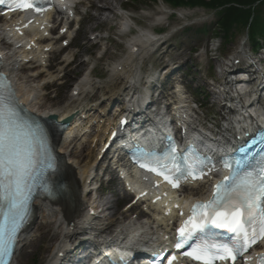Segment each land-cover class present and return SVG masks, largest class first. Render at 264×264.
Wrapping results in <instances>:
<instances>
[{"label":"bare ground","instance_id":"obj_1","mask_svg":"<svg viewBox=\"0 0 264 264\" xmlns=\"http://www.w3.org/2000/svg\"><path fill=\"white\" fill-rule=\"evenodd\" d=\"M61 2L65 3L67 6H70L71 4L70 0H62ZM122 4L121 0H102L101 5H99L96 1H92L91 7L95 10V13L90 14L88 19L90 21H94L95 24L86 26L83 32L94 30L100 24H104L110 21L111 18L116 17V9H118V5ZM49 17L50 14L48 16L46 15L44 20L47 21V18ZM42 22L43 20L38 18V24L40 25ZM21 26L22 24L18 25L17 30L21 29ZM126 26H128V22L126 20H122L121 28H125ZM17 30H15L14 27L9 31L8 24L5 26L1 24V41L6 38L3 34L15 35ZM39 33L40 32L35 31L34 34H32V37L37 39ZM95 39L96 43L102 40V38L98 35L95 36ZM154 41L155 39L152 35L146 32L134 33L127 39V51L124 52L119 61L113 62L109 67L108 82L114 84L112 87H108L104 90L102 86L93 83L91 76L94 70H92L91 72L84 73V75H82L75 82L72 88L75 95L72 94V98L69 103H64L62 100L59 101V106L51 107L45 110L38 109L37 111L38 115H41L42 117H46L50 114H56L58 120L63 117L72 116V121L69 126L58 135L57 140L62 144V149L59 150V153L65 158L63 171L69 181L72 193L69 195V199L74 204V210L71 211L69 206L64 202H53L48 200H37L35 202V216L37 215L36 217H40V222L38 224V230L40 233L38 238L31 242L29 246L34 244L40 245L42 239L46 238V241L43 244V251H45V253L48 252L45 262L46 264H57L62 260L63 256L68 255L72 250L69 243L72 242L75 237L84 236L91 232L96 233L102 229H104L103 231L110 229V227L107 226L104 228V223H101L102 225H98L100 216L98 217L94 212H98L99 204L102 207V211L105 212L104 216H106V219H110L114 201L111 204V202L107 199L97 200V198H89V192L92 190L90 189L91 182L93 179L97 178L98 174L92 173L93 167L90 160L81 161L79 163V161L74 159L79 157L77 150H75L76 142L78 139H81L88 134L91 136V143L99 140L100 146H103L105 140L108 138L109 127L114 129L117 124L116 120L119 117V115H117L116 120L108 118L111 111L107 110V106L111 105L114 100V102L119 101L122 104V110H126V107L129 106H135L139 100L138 96H136L137 98L135 97V95L138 94L139 61L142 55L149 51V48L153 45ZM60 48L61 47H58V45L53 41L50 43V49L48 51H42L45 49V45H38V49L29 54L22 48L15 51H11L9 48L8 51H4V67L11 71L15 81L17 75H13L14 71L16 69H22L25 65V62L23 61L29 59L30 55L33 56V63H38V65H40V69L37 73H31L24 77L21 75L18 79L25 78L26 81L35 82V79L38 78L41 73H45L44 81L38 82L36 86H28L24 84L17 85L18 91L24 102L30 105L34 110L38 103V97L36 96L38 91L35 90L37 88L42 89L55 85V81L58 79L55 75L58 72L53 70L49 71L47 67L51 65L49 61L52 58L54 51H57ZM246 54L247 51L244 48L238 50L230 60V64L232 65L228 64L227 67L230 68L235 65L237 59L243 58ZM73 56L76 57L74 62L67 58L69 57L68 55H65L66 58L62 62L59 69H64L65 74L68 75L64 76L65 79L61 84L65 88L72 85L70 82L71 76H76L87 64L85 60L79 58L81 56V52L75 53ZM45 59L46 62L42 63ZM167 65L168 63L165 64V66ZM223 86L225 88H230L229 81L224 83ZM116 87L121 88L122 94L125 93L129 97L130 102L125 103L117 98V93L113 94L114 88ZM100 91L102 92V96H104V98L98 102L95 101L94 98L97 97V94ZM232 92V90H229L226 94L234 96V93ZM211 93H213L214 97L215 94L217 95L216 91H211ZM255 98L256 94L255 92H252L250 99L255 101ZM101 106L105 107L100 109ZM183 107L181 108L182 110H178L181 113L183 120L187 122V128L184 130V134L192 136L191 128L193 127L189 123V119L187 117L192 110L188 106ZM225 111L226 113L223 118L226 123L224 132L225 134H228L229 130L241 126V124L237 123L239 115L231 114L227 110ZM98 112L99 115H94V113ZM261 112L262 110L254 111L257 115H261ZM112 114L115 115L116 113H111V115ZM256 122H259V119ZM227 127L229 130L226 129ZM85 140L86 139H84V141ZM70 146V151L72 152L74 158H67L68 152L66 148ZM91 156L92 152L88 153V157ZM111 170L114 169H112L109 164L104 171L106 173H111ZM133 175L136 177L134 180L136 183L141 184L143 187L147 186L148 182H143L140 178H138V175L132 173L131 176ZM153 187L156 192L155 197L163 199L154 204L153 213H151L150 217L146 220L135 221L134 219L129 218L121 223V227L117 230L114 237L115 240H121L120 244L129 245L133 248H137L139 242H151L152 245V243L163 242L164 238L170 232L171 222L177 215L176 209L179 207V203L166 189L156 184H154ZM205 187L206 183L204 182H200L194 186V188H198L201 192L204 191L203 189ZM194 188L192 187L191 189L194 190ZM122 190L123 188L118 186L115 187L113 192L116 196H122ZM169 203H171L172 206H177L172 212L170 211V208L166 207V204Z\"/></svg>","mask_w":264,"mask_h":264},{"label":"snow or ice","instance_id":"obj_2","mask_svg":"<svg viewBox=\"0 0 264 264\" xmlns=\"http://www.w3.org/2000/svg\"><path fill=\"white\" fill-rule=\"evenodd\" d=\"M6 3L15 10H40L33 7L40 0H0V4ZM18 105L11 83L0 71V264H12L18 233L33 197L38 188L41 193L51 192L45 174L55 166L47 138L37 134L38 122L33 128L21 116ZM29 119L35 121V117ZM171 149L173 144L169 145ZM246 149L247 146L240 149L242 156L223 161L225 167L231 164L229 175L212 185L209 199L193 202L190 214L176 228L173 247L185 249L179 253L181 256L199 264L225 259L232 264L264 238V147L253 152ZM210 163V158L194 156L188 163L169 169L155 155H149L139 166L151 165L147 171L175 188L177 180L199 179L203 167ZM172 259L169 255L165 264ZM244 259L247 264L251 257ZM257 261L264 264V253L259 254Z\"/></svg>","mask_w":264,"mask_h":264},{"label":"rangeland","instance_id":"obj_3","mask_svg":"<svg viewBox=\"0 0 264 264\" xmlns=\"http://www.w3.org/2000/svg\"><path fill=\"white\" fill-rule=\"evenodd\" d=\"M90 1L91 0H84L83 5L80 6L81 17H83L84 14L88 17L90 14L95 13L94 9L89 8ZM95 1L99 3V5L102 4V0ZM126 1L127 0H121L122 3H125L123 5L126 8V13L132 16V25H135L140 29H151L155 27L157 22H159L155 17H158L163 13V15H169L172 13L170 5L163 0H128V3H126ZM116 13H121L119 5L118 9H116ZM214 13L215 11L204 8H195L193 10L180 9V11L178 10L177 14L173 17L171 16L170 19L167 20L165 18L164 21H161L162 23L169 24L168 29L165 25L162 26V23H159L160 26H158L160 31L164 32L163 35L169 36L168 43L163 47L168 51V59L173 62L174 66L181 64L178 69L185 70L187 82L191 84V91H194V89L197 91H200L201 89L208 91V81L210 80L207 76L218 78V71L221 70L218 61L224 60L229 62L232 56L238 50H241L242 47L247 51L251 48V45L247 40V31L245 28H236L233 35L226 39L222 29L219 26L217 28V25L215 24L217 16ZM118 19L113 20V18H111L110 21L100 24L94 30H88L86 32H83L84 28L89 25H94L95 22L86 19L83 23L78 38L74 41L75 47H71L66 51L70 53L81 52L79 58L86 60L87 62L84 69L80 71L77 76L71 77L72 84L81 77L85 70L91 69V67L95 66L93 82L106 88L113 86L107 80L109 67L113 62L122 57L127 49L126 41L128 39V36L121 37L118 35L120 26ZM204 25H206L208 31L206 33L199 32ZM96 35L102 36L103 40L100 41L99 44L96 43L88 49L86 44L91 45L95 40L91 38ZM87 41L89 42L87 43ZM244 42L246 44H244ZM104 51L106 53L104 57L101 58L100 56ZM59 58L60 57H58V59ZM185 60H187V63H183ZM149 61L150 65L156 63V61H158V56L150 57ZM143 68L147 72L151 71L148 61L144 62ZM192 79H194V82L191 81ZM20 83H22V81H20ZM23 84H26V79L23 81ZM114 91H119V89H115ZM40 92L42 96H39L40 98L37 100V106L42 110L59 106V101L62 100L64 103L70 102L71 86L67 88L61 87L59 92L52 90L48 91V89ZM101 97V92H99L96 101H99ZM199 100L200 104L206 102L205 105L203 104L201 111L205 112L207 117H209L207 120L211 122L218 121L220 117V113L218 112L219 107L217 105H211V97L199 96ZM84 138L90 137L86 136ZM83 139L77 141L75 148L79 156L75 158V160L79 161V163L86 159L88 152L95 149L92 158L90 159L92 160L94 158V153L97 154L99 148V143L93 146L89 142H84ZM67 150H70V147H67ZM69 154L72 156V153ZM96 181L97 180H95L94 184H91L92 188L97 186ZM97 182H99V180ZM100 183L102 190L101 199H107L111 204L114 201L113 210L111 211H113V214L116 213V216L113 215L109 220L115 224L118 219L117 214L120 207L117 204V201H119L118 197L111 193L114 184L105 183L104 180H100ZM39 221L40 219H36L31 224V228L27 235H25L13 264H45L48 252L45 253V251H43V244L45 243L46 238L42 239L40 245L34 244L29 246L30 243L39 236Z\"/></svg>","mask_w":264,"mask_h":264},{"label":"trees","instance_id":"obj_4","mask_svg":"<svg viewBox=\"0 0 264 264\" xmlns=\"http://www.w3.org/2000/svg\"><path fill=\"white\" fill-rule=\"evenodd\" d=\"M173 6H204L221 8L219 22L228 33L235 25L249 28L251 40L259 43L257 36L264 40V0H167ZM258 2V3H257ZM257 3V4H256Z\"/></svg>","mask_w":264,"mask_h":264}]
</instances>
